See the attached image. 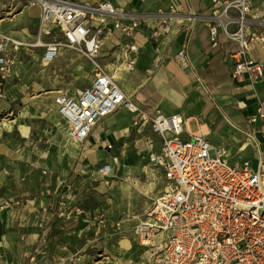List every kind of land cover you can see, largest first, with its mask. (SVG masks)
<instances>
[{"label": "crops", "instance_id": "1", "mask_svg": "<svg viewBox=\"0 0 264 264\" xmlns=\"http://www.w3.org/2000/svg\"><path fill=\"white\" fill-rule=\"evenodd\" d=\"M77 1H108L130 15H151L153 26L158 23L154 16L179 5L181 15L172 31L159 39L151 38L145 24L131 37L107 31L100 63L150 118L181 115L187 125L183 140L203 136L236 167L248 163L256 169L264 161V117L259 115L264 111V76L234 78L229 55L240 51L239 44L220 32L219 46L213 48L209 27L193 17L210 16L215 0ZM253 1L260 7V22L247 29L257 40L244 58L264 66V0ZM0 11V36L25 42L39 38L38 0H0ZM53 32L55 36H40L41 41L61 39L58 29ZM185 48L188 68L177 59ZM65 54L83 57L68 48H61L58 56ZM86 61L91 65L89 80L76 74L75 84L63 92L52 86L56 91L38 89L40 95L27 102L11 100L9 123L0 134V264H73L78 256L81 264L90 256L94 235L113 224L115 211L109 207H117L120 199L136 201L145 216L165 186L163 169L153 159L163 138L149 121H141V113L119 109L100 121L79 147L68 137L55 97L90 85L93 65ZM17 73L15 68L11 81ZM112 155L120 157L114 174L99 175L98 167Z\"/></svg>", "mask_w": 264, "mask_h": 264}, {"label": "built area", "instance_id": "2", "mask_svg": "<svg viewBox=\"0 0 264 264\" xmlns=\"http://www.w3.org/2000/svg\"><path fill=\"white\" fill-rule=\"evenodd\" d=\"M38 3L39 38L25 42L0 36V77L7 81L13 76L24 49L45 48L42 61L48 65L61 48H68L92 62L94 75L87 87L55 97L57 112L67 122L71 140L84 142L100 121L121 108L141 113V121L151 123L152 131L163 138L161 152L153 159L163 169L166 183L135 229L147 259L155 264H264V161L256 169L248 163L236 167L224 157L223 149H216L203 136L183 140L180 136L187 125L181 115L150 118L124 94L99 61L107 31L131 37L145 24L151 38L159 39L172 31L173 21L181 15L180 6L159 12L154 16L158 23L153 26L151 15H130L108 1ZM2 17L0 11V22ZM193 17L205 21L213 41L222 32L239 44L240 51L229 55L234 78L249 74L256 80L264 76L261 63L244 58L257 40L247 34V29L260 22V7L253 0H215L210 16ZM55 29L61 39L41 41L42 35L55 36ZM131 50L137 47L131 46ZM177 59L182 67H189L186 48ZM259 115L264 117L263 109ZM135 125L140 126V121ZM119 164L120 157L112 155L97 172L110 177Z\"/></svg>", "mask_w": 264, "mask_h": 264}, {"label": "rangeland", "instance_id": "3", "mask_svg": "<svg viewBox=\"0 0 264 264\" xmlns=\"http://www.w3.org/2000/svg\"><path fill=\"white\" fill-rule=\"evenodd\" d=\"M43 50L44 48H34L22 51L17 58L18 73L15 79L4 81L0 77V134L9 123L8 111L13 98L17 97L18 100L27 102L40 95L38 89L42 88L43 93L56 91L52 86H56L55 89L61 91L62 88L68 87V84H75L76 74L87 77L88 80L91 78V65L85 58L59 55L52 63L45 66L42 62ZM127 202L123 203L120 199L117 207L116 205L114 208L109 207V210L115 211L113 224L105 229L101 228L97 234L94 233L93 245L87 252L90 256L81 264H155L145 256L146 248L141 245L135 234L137 225L144 218V211L138 206L141 203ZM148 202L150 200H147ZM123 219L125 223H121ZM117 223L121 224L120 228L117 227ZM117 234H121L118 235L119 238L116 237ZM123 240L130 241L131 247L128 250L121 247ZM78 259L80 256L74 258L76 263L73 264H77Z\"/></svg>", "mask_w": 264, "mask_h": 264}, {"label": "bare ground", "instance_id": "4", "mask_svg": "<svg viewBox=\"0 0 264 264\" xmlns=\"http://www.w3.org/2000/svg\"><path fill=\"white\" fill-rule=\"evenodd\" d=\"M46 64V63H44ZM160 85L162 87H164V83L161 81ZM204 133H207L206 129L204 131ZM77 145V147H79V144L78 143H75ZM121 247L124 249V250H128L130 247H131V243L130 241L128 240H123L122 243H121Z\"/></svg>", "mask_w": 264, "mask_h": 264}, {"label": "trees", "instance_id": "5", "mask_svg": "<svg viewBox=\"0 0 264 264\" xmlns=\"http://www.w3.org/2000/svg\"><path fill=\"white\" fill-rule=\"evenodd\" d=\"M212 46H213V48H217L219 46L218 36H217V38L214 41L212 40Z\"/></svg>", "mask_w": 264, "mask_h": 264}]
</instances>
